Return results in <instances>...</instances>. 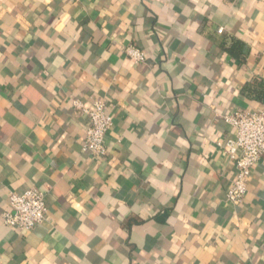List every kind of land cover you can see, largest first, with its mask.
Segmentation results:
<instances>
[{
  "label": "crops",
  "instance_id": "obj_1",
  "mask_svg": "<svg viewBox=\"0 0 264 264\" xmlns=\"http://www.w3.org/2000/svg\"><path fill=\"white\" fill-rule=\"evenodd\" d=\"M262 84L264 0H0V264H264V162L233 205L218 146ZM99 100L106 159L74 107ZM32 188L44 222L8 227Z\"/></svg>",
  "mask_w": 264,
  "mask_h": 264
},
{
  "label": "built area",
  "instance_id": "obj_2",
  "mask_svg": "<svg viewBox=\"0 0 264 264\" xmlns=\"http://www.w3.org/2000/svg\"><path fill=\"white\" fill-rule=\"evenodd\" d=\"M122 52L137 64L148 59L147 54L135 46L123 47ZM74 107L89 120L82 151L94 158L106 159L109 153L106 136L113 124L112 116L106 112V103L99 100L92 109H87L81 102H75ZM223 119L234 129V137L218 146L235 163L236 168V177L227 193V200L238 206L248 193V182L255 166L264 162V102L255 112L238 110ZM47 212L45 195L32 188L23 194L10 195L9 207L3 213V219L8 227L29 232L44 222Z\"/></svg>",
  "mask_w": 264,
  "mask_h": 264
},
{
  "label": "trees",
  "instance_id": "obj_3",
  "mask_svg": "<svg viewBox=\"0 0 264 264\" xmlns=\"http://www.w3.org/2000/svg\"><path fill=\"white\" fill-rule=\"evenodd\" d=\"M248 92L250 95H253L254 98L259 99L261 102H264V84H262V86L257 90L248 89Z\"/></svg>",
  "mask_w": 264,
  "mask_h": 264
}]
</instances>
